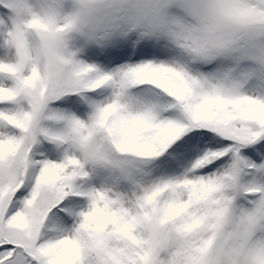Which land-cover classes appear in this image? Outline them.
<instances>
[{"label": "snow or ice", "instance_id": "1", "mask_svg": "<svg viewBox=\"0 0 264 264\" xmlns=\"http://www.w3.org/2000/svg\"><path fill=\"white\" fill-rule=\"evenodd\" d=\"M0 264H264V0H0Z\"/></svg>", "mask_w": 264, "mask_h": 264}]
</instances>
